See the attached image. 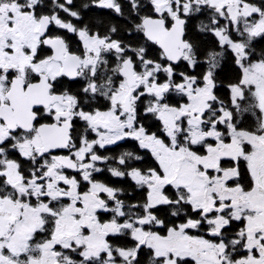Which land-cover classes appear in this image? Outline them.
Wrapping results in <instances>:
<instances>
[{
    "label": "snow or ice",
    "instance_id": "6c2138e0",
    "mask_svg": "<svg viewBox=\"0 0 264 264\" xmlns=\"http://www.w3.org/2000/svg\"><path fill=\"white\" fill-rule=\"evenodd\" d=\"M0 264H264V0H0Z\"/></svg>",
    "mask_w": 264,
    "mask_h": 264
},
{
    "label": "trees",
    "instance_id": "16d2710c",
    "mask_svg": "<svg viewBox=\"0 0 264 264\" xmlns=\"http://www.w3.org/2000/svg\"><path fill=\"white\" fill-rule=\"evenodd\" d=\"M77 2H79V0H77ZM103 11H106V10H101V9H97L96 12H103ZM97 19H102V20H111L113 23H121L122 21L120 20L119 17H116L114 14H108V15H105V16H102V17H98ZM155 130V129H153ZM135 145V142L133 141H129V142H125V147L120 149L119 151H125V150H133V147Z\"/></svg>",
    "mask_w": 264,
    "mask_h": 264
},
{
    "label": "flooded vegetation",
    "instance_id": "af4514ba",
    "mask_svg": "<svg viewBox=\"0 0 264 264\" xmlns=\"http://www.w3.org/2000/svg\"><path fill=\"white\" fill-rule=\"evenodd\" d=\"M77 47H78V45H77Z\"/></svg>",
    "mask_w": 264,
    "mask_h": 264
}]
</instances>
